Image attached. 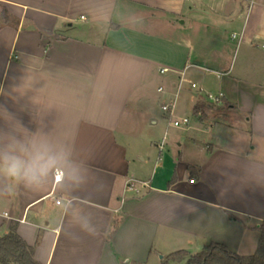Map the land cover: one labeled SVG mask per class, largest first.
<instances>
[{
	"label": "crops",
	"instance_id": "crops-1",
	"mask_svg": "<svg viewBox=\"0 0 264 264\" xmlns=\"http://www.w3.org/2000/svg\"><path fill=\"white\" fill-rule=\"evenodd\" d=\"M3 9L0 150L48 147L57 163L32 184L0 175V236L16 223L39 264H163L213 242L257 249L264 0H0ZM188 93L199 127L165 152L161 106Z\"/></svg>",
	"mask_w": 264,
	"mask_h": 264
},
{
	"label": "trees",
	"instance_id": "trees-1",
	"mask_svg": "<svg viewBox=\"0 0 264 264\" xmlns=\"http://www.w3.org/2000/svg\"><path fill=\"white\" fill-rule=\"evenodd\" d=\"M10 16L3 9L0 14V27L9 24ZM220 105L227 107L230 103L225 97L220 100ZM217 105V104H215ZM195 110L201 112L197 107ZM205 114L200 118L203 120ZM192 175L199 173V169L189 166ZM39 264L34 258V248L29 246L17 233V224L11 223L9 232L0 236V264ZM163 264H264V228H261V236L258 248L253 255L241 256L233 253L223 244L210 243L200 252L191 254L180 250L169 255Z\"/></svg>",
	"mask_w": 264,
	"mask_h": 264
},
{
	"label": "clouds",
	"instance_id": "clouds-1",
	"mask_svg": "<svg viewBox=\"0 0 264 264\" xmlns=\"http://www.w3.org/2000/svg\"><path fill=\"white\" fill-rule=\"evenodd\" d=\"M19 146V154L12 145L0 150V175L15 182L32 184L45 175L56 163L57 157L50 154V149L43 150L33 148L30 152L27 147L16 142ZM24 155L28 156L25 160Z\"/></svg>",
	"mask_w": 264,
	"mask_h": 264
},
{
	"label": "rangeland",
	"instance_id": "rangeland-1",
	"mask_svg": "<svg viewBox=\"0 0 264 264\" xmlns=\"http://www.w3.org/2000/svg\"><path fill=\"white\" fill-rule=\"evenodd\" d=\"M156 85L153 84V88H155ZM193 91H196V90H193ZM192 100H194L193 96L191 94H187V96L183 95V97L181 98H177L176 100V108H175V111H176V114H174V117L178 118V117H188L190 122H189V125L188 126H182V127H174L171 123V119H169L170 117L168 116L167 117V120L165 121H160V125L158 127V133L156 135V137H159L161 140H163L165 138V142H164V151L167 152L168 148L169 150H175L176 148V144L173 142L174 140H172L173 138V135L175 134H181V133H186L184 132V130H187L189 129L190 127H199V120L196 118V116H194L192 113H191V106H192ZM186 104V105H185ZM215 104V103H213ZM183 108V110L186 109V114H183V115H177L178 113V110L181 112V109ZM223 112L224 110H217V115L216 117H219L220 120H222V115H223ZM230 118H231V122L233 121V124L238 126V129L239 131H237L236 134H239L240 136H243V135H247L245 134L246 132H244L241 128V126H243V124L241 123V121L238 120L237 117H235V115H233L232 113L229 115ZM238 120V121H237ZM232 124V123H231ZM137 132H135L136 134ZM166 134V135H165ZM247 137V141H248V136ZM173 142V143H172ZM264 228V226H263ZM258 248V247H257ZM257 250V249H256ZM253 251L252 253H250L249 255L247 256H250V255H253L255 252ZM11 264V263H10Z\"/></svg>",
	"mask_w": 264,
	"mask_h": 264
},
{
	"label": "built area",
	"instance_id": "built-area-1",
	"mask_svg": "<svg viewBox=\"0 0 264 264\" xmlns=\"http://www.w3.org/2000/svg\"><path fill=\"white\" fill-rule=\"evenodd\" d=\"M165 71H166L165 69L161 70V72H165ZM191 87H192V89H199V87L195 83H192ZM200 90L202 91V89H200ZM158 91L160 93H165V89L163 87H160L158 89ZM206 97L209 101H211L215 104H219L221 98L224 96L221 93H219V94L207 93ZM176 100H177V97L174 98L173 100L163 104L161 106V109L165 114H167L170 117L169 119L172 118L171 123L174 127L179 128L182 126H188L189 122H190L188 117H180V118L174 117V112H175V108H176ZM62 178H63V171L56 170L55 175H54L55 182L56 183L60 182L62 180ZM191 182H194V181L192 180ZM129 183L130 184L128 186V190L137 193L138 187H137L136 181H131ZM143 185H146V184H143ZM58 203H60V202L58 201Z\"/></svg>",
	"mask_w": 264,
	"mask_h": 264
}]
</instances>
